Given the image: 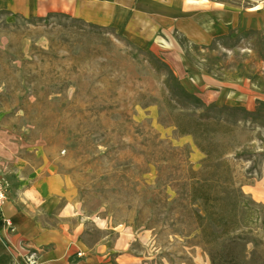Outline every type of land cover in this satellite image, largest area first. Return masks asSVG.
Returning a JSON list of instances; mask_svg holds the SVG:
<instances>
[{
  "label": "rangeland",
  "instance_id": "rangeland-1",
  "mask_svg": "<svg viewBox=\"0 0 264 264\" xmlns=\"http://www.w3.org/2000/svg\"><path fill=\"white\" fill-rule=\"evenodd\" d=\"M210 1L250 13L255 26L206 46L174 33L179 53H170V44L148 48L68 16L0 12V169L23 157L68 177L77 190L69 227L81 226L90 248L107 235L111 259L123 235L140 264H212L190 197L206 155L175 126L182 100L185 114L220 123L207 151L224 152L252 202L247 264H264V0ZM202 73L244 81L252 109L231 88L227 104L206 101L196 91Z\"/></svg>",
  "mask_w": 264,
  "mask_h": 264
},
{
  "label": "crops",
  "instance_id": "crops-1",
  "mask_svg": "<svg viewBox=\"0 0 264 264\" xmlns=\"http://www.w3.org/2000/svg\"><path fill=\"white\" fill-rule=\"evenodd\" d=\"M0 12L11 18L68 16L118 30L148 48L170 44V53H179L170 40L174 33L206 46L231 31L255 26L250 13L210 0H0ZM181 66L188 69L187 63ZM198 77L196 91L206 101L227 104L226 92L231 88L252 109V91L244 81L226 83L203 73ZM213 88L218 91H210ZM0 177L8 184L7 199L0 208V264H140L137 255L127 252L126 236L115 240L111 259L103 242L107 235L90 248L82 227H69V220L76 216L77 190L65 175L47 172L38 159L19 157L0 169Z\"/></svg>",
  "mask_w": 264,
  "mask_h": 264
},
{
  "label": "trees",
  "instance_id": "trees-1",
  "mask_svg": "<svg viewBox=\"0 0 264 264\" xmlns=\"http://www.w3.org/2000/svg\"><path fill=\"white\" fill-rule=\"evenodd\" d=\"M183 102H176L175 126L181 135H193L196 145L206 155L202 169L196 174L198 179L191 187L190 197L193 205H200L202 209L194 212L202 239L212 246L211 263L247 264L250 262L246 253L250 233L245 231L251 230L254 216L252 202L245 199L230 177V164L221 160L224 152L207 151L216 145L210 129L219 122L214 118L199 119L195 114H185V108L181 106ZM206 110L212 109L209 107ZM224 175L229 178H223ZM261 227L264 231V219L261 220Z\"/></svg>",
  "mask_w": 264,
  "mask_h": 264
},
{
  "label": "built area",
  "instance_id": "built-area-1",
  "mask_svg": "<svg viewBox=\"0 0 264 264\" xmlns=\"http://www.w3.org/2000/svg\"><path fill=\"white\" fill-rule=\"evenodd\" d=\"M6 199H7V190L4 184L0 181V208L5 203Z\"/></svg>",
  "mask_w": 264,
  "mask_h": 264
}]
</instances>
